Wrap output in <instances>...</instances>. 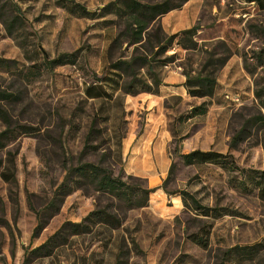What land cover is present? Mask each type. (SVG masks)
<instances>
[{
  "label": "rangeland",
  "instance_id": "1",
  "mask_svg": "<svg viewBox=\"0 0 264 264\" xmlns=\"http://www.w3.org/2000/svg\"><path fill=\"white\" fill-rule=\"evenodd\" d=\"M15 1L22 19L15 35H8L0 22V58L7 59L0 62V88L16 97L2 104L15 127L25 125L26 132L17 133L0 151V157L7 150L15 152L17 180L10 187L0 179V205L10 224V229L0 226V264H23L25 251L64 221L79 222L97 206L118 214L121 225H97L90 233L70 237L50 256L30 257L26 264H264V248L249 257L226 252L264 238V198L252 179V171L264 168V130L254 124L232 144L248 117L264 115L255 94L264 93V3L174 0L182 5L162 15L161 25L174 32L198 25V45L189 50L175 46L173 63L156 68L160 77H175L171 71L181 73L182 68L199 71L208 51L230 57L216 71L211 97H191L185 88L181 95L164 96L169 88L162 87L157 95L139 93L131 105L132 95L113 92L105 82L113 76L110 61L128 57L132 49L125 39L114 40L123 28L121 19L113 12L102 16V8L114 0H73L90 15L68 1L66 7L56 0ZM226 16L237 29L233 42L215 24ZM77 49L75 63L53 68L45 63L44 58ZM141 74L145 76L144 70ZM93 82L102 83L105 97L85 96L84 88ZM202 102L207 111L189 116ZM96 113L102 133L92 144L98 148L80 158ZM3 126L0 119V130ZM119 130H125L120 149L114 138ZM194 149L230 156L225 164H185L179 154ZM80 159L101 162L127 181L153 189L149 205L127 208L109 194L78 189L32 236V206L40 208L62 180L64 167ZM194 233L206 238V247L192 241ZM122 248L128 251L119 259Z\"/></svg>",
  "mask_w": 264,
  "mask_h": 264
},
{
  "label": "trees",
  "instance_id": "2",
  "mask_svg": "<svg viewBox=\"0 0 264 264\" xmlns=\"http://www.w3.org/2000/svg\"><path fill=\"white\" fill-rule=\"evenodd\" d=\"M66 1L69 4H73V8H77L83 15H90L88 9L73 0H56L57 4L62 7L68 6ZM246 1L258 4L264 3V0ZM181 5L182 3H176L174 0H161L154 3H146L139 0H114L102 8V16L113 12L123 23V28L116 34L114 40L125 39L127 45L132 46L128 57L118 56L109 63V70L113 76L106 79L105 82L108 83L113 92L118 91L122 95L128 94L132 96H136L141 92L157 95L160 91V86L164 82L163 76L160 77L156 68L173 63L177 57V51L172 50L175 46L184 50L197 47L198 42L195 39V35L200 28L198 25H192L174 33H167L159 21L162 15ZM0 22L8 35H15L17 28L22 24L20 7L15 0H0ZM215 24L222 30L225 39L234 41L233 34L237 29L231 27L228 16L218 19ZM168 51H170V54L166 55ZM214 54L211 51L207 52V57L199 71L192 72L185 68L181 69V74L184 76L182 85L186 93L191 97H211L214 94L217 87L216 71L226 63L230 53L223 57H216ZM260 55H264V47L261 49ZM77 56L78 49L61 53L52 59H44L46 65L49 68H53L58 65L75 63ZM6 60L0 58V62H6ZM141 70H144L145 76H142ZM84 94L87 98L96 99L105 97L106 91L102 83L93 82L84 88ZM255 94L264 109V93L256 90ZM13 97L11 92L0 88V119L4 125L3 129L0 130V151L7 147L9 141L15 138L17 133L26 132L25 125L15 127L7 109L2 104V101L15 100L16 97ZM206 111L207 104L202 102L192 107L189 116L204 114ZM97 122L98 116L96 113L85 135L80 158L91 150L98 148V145L92 144L102 133V130L97 126ZM254 124H258V127L264 130V115L261 112L253 114L245 120L243 127L234 135L232 144L234 145L235 141L240 139L246 130L254 128ZM124 134L125 130H119L114 133L116 146L119 149ZM262 146L264 150V140ZM15 155V152L7 150L0 157V179L8 183L10 187H14L17 181ZM179 156L185 164L204 162L225 164L226 159L230 155L212 150L194 149L186 153H180ZM173 166L174 162L172 161L169 173L172 172ZM64 170L65 173L62 180L55 187L49 199L40 208L36 209L32 206L36 219L32 236H37L47 225L48 221L59 211L65 197L78 189L85 191L91 189L99 193L109 194L123 207L127 208L149 205L153 189L142 188L131 181H127L121 173L115 174L110 166L103 165L101 162L82 161L80 159L76 164L65 166ZM244 171L249 172L248 169ZM252 172L256 174L252 175V179L255 180L254 185L258 190V195L264 198V168ZM129 178L131 177L129 176ZM9 192L12 194L13 189L10 188ZM1 205L0 226L10 229V224L3 215L4 210ZM197 207L202 208L201 205H197ZM121 221V217L112 210L107 207L97 206L90 210L79 222L64 221L41 244L25 251L23 264H26L30 257L50 256L55 249L65 245L70 237L90 233L93 227L97 225L116 229L121 225ZM191 236L192 241L196 244L202 247L207 246L205 237L199 236L197 233ZM263 248L264 238L251 244L235 245L226 252L230 256L234 252L235 254H244L249 257ZM127 251L124 248L120 249L118 258L125 256Z\"/></svg>",
  "mask_w": 264,
  "mask_h": 264
},
{
  "label": "crops",
  "instance_id": "3",
  "mask_svg": "<svg viewBox=\"0 0 264 264\" xmlns=\"http://www.w3.org/2000/svg\"><path fill=\"white\" fill-rule=\"evenodd\" d=\"M162 27H163V25H162ZM163 29L167 33H174V31H171V30L167 31V29H165L164 27H163ZM171 72L174 73L176 76L173 77V75L172 76H170V75L164 76L163 75V82H164V84H162L160 86V91H161V88L162 87H166V88H169V91H168L169 93H164V96L165 95H168L169 96V95H172V94H179V95H181L182 94L181 93V89L184 88L183 85H182L183 82H184V76L181 73H178L177 71H174V70L171 71ZM166 82H169L170 85H168V83H166ZM174 90H176V91H174ZM176 92H179V93H176ZM138 99H139V97H137V96H135V97L131 96V97L128 98V102L131 105H133V103L137 102Z\"/></svg>",
  "mask_w": 264,
  "mask_h": 264
},
{
  "label": "built area",
  "instance_id": "4",
  "mask_svg": "<svg viewBox=\"0 0 264 264\" xmlns=\"http://www.w3.org/2000/svg\"><path fill=\"white\" fill-rule=\"evenodd\" d=\"M237 99V98H236Z\"/></svg>",
  "mask_w": 264,
  "mask_h": 264
}]
</instances>
